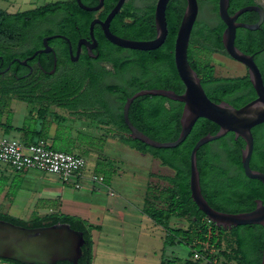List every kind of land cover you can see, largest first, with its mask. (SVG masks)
Returning a JSON list of instances; mask_svg holds the SVG:
<instances>
[{"label": "trees", "instance_id": "1", "mask_svg": "<svg viewBox=\"0 0 264 264\" xmlns=\"http://www.w3.org/2000/svg\"><path fill=\"white\" fill-rule=\"evenodd\" d=\"M81 1L88 5L94 0ZM114 1L105 0V11L101 15L110 9ZM172 1L179 5V8L174 12H171L169 7L166 9L168 32L164 42L155 49L128 48L127 51L133 56V60L110 58L112 63L110 69L98 65L95 60H89L86 68L83 66V62H70L71 72L51 81L46 89L40 88L38 85L25 87L13 77L8 78L7 75H0V129L3 134L9 133L11 130L22 131L23 136L21 137H24L22 141L25 143L46 137V114L50 112L53 117L62 118L59 113L50 109L51 105L65 108L73 113L85 112V115L93 121L113 125L118 138L144 153L149 152L158 158L162 165H166L174 171L172 175H161L167 181L168 186L160 188L154 195L155 198L163 200L164 204L162 206L151 204L149 207L143 208V212L164 229V244L183 243L190 247V256H193L194 252L199 253V256L194 260L205 259L206 264H216L217 262L218 264H261V254L264 249V225L250 223L224 229L210 221L190 197L189 153L191 147L201 135L207 132L215 133L219 128L217 123L205 117H198L184 140L174 147H155L128 135L129 128L122 113L126 97L141 87L170 88L179 93L184 89L173 61V42L183 4L180 3L181 0ZM249 2L252 0H241L234 5L231 2V9H229L232 11L237 5ZM216 8L215 6V10ZM249 12L251 10L247 11V13ZM52 15L58 17L56 31L65 34L74 43L79 34L87 33L93 13L81 8L76 0H53L14 12L0 8V68L5 66L14 55L21 56L29 51L21 49L18 52H13L12 49V46L21 42L25 27L34 20ZM126 15H130L129 12L121 9L112 17L110 27L116 34L135 39H146L153 35L154 28L150 29L142 17H134L131 22H125L123 17ZM245 16L246 13L241 14V18L244 19ZM256 16L254 14V19ZM200 22L202 24L193 27L191 32L190 43L192 45L188 44V61L197 71L200 82L211 100L216 102L226 100L234 106H240L255 96L247 74L241 77L215 75L214 66L209 59L213 51L225 53L221 42L223 23L218 20L209 26L202 20ZM263 28L264 24L256 29L240 27L237 29L234 41L238 48L255 55L264 79ZM97 30L96 35L98 36L99 33L104 42L113 48L122 49L121 46L108 41L101 34L99 28ZM57 42L66 44L61 38L51 40V43ZM131 63L138 68V74L124 77L120 82H103L105 75H116ZM89 88L98 89L96 100L89 99L87 96ZM238 88L242 91L240 94L230 95L231 90ZM104 91L115 94L118 103L115 109L109 108L102 99ZM11 98H18L30 103V116L24 118L21 126L11 124V111L8 107ZM181 110L182 102L178 100L163 95L142 94L131 101L128 118L150 137L169 140L178 135ZM4 114L5 117L2 119ZM102 114H107V118H99ZM36 117L42 119L39 128L34 126ZM251 131L253 148L249 164L252 168L264 172V121L254 125ZM243 146L242 137H235L232 131H228L217 139L203 143L196 151L202 194L208 203L216 209L232 212L243 211L254 207L255 198L264 201V184L257 178L246 176L243 172L241 166ZM14 182L8 188L10 189L12 186L13 193L19 186ZM149 189H151L150 186H147L146 190ZM144 201L147 199L145 198ZM172 216L186 218L187 226L171 227L169 221ZM0 219L31 227L66 222L70 227L82 231L86 240L81 246L82 253L76 264H91L92 262L91 231L99 229V224L58 210H51L29 220L0 211ZM220 257H222V261ZM0 259L15 264H27L8 258ZM55 264L70 263L67 260H58ZM185 264L195 263L186 259Z\"/></svg>", "mask_w": 264, "mask_h": 264}, {"label": "rangeland", "instance_id": "2", "mask_svg": "<svg viewBox=\"0 0 264 264\" xmlns=\"http://www.w3.org/2000/svg\"><path fill=\"white\" fill-rule=\"evenodd\" d=\"M49 1L53 0H0V8L14 12ZM258 1L264 5V0ZM208 7V4L203 3L198 18L209 23L217 19ZM189 45L191 46L192 43L189 42ZM194 49L196 50V47ZM209 59L214 66L215 75H236L244 71L241 64L223 52L213 51ZM108 67H110L109 64ZM114 81L116 79L112 76L103 79L105 83ZM86 94L89 99L96 100L98 89L89 88ZM113 98L115 97L106 91L102 94V99L112 106L109 108L115 109L118 103ZM22 101L18 98H11L9 102L12 123L22 121L21 116L18 121V109L28 107ZM50 109L65 117L67 125L64 126L65 133H62V137H80L79 141L95 152L90 151L89 153V150H84L81 146L74 147L75 152L86 158L87 164L94 172L103 174L104 180L93 182L86 179L82 181L81 187L76 188L70 182H62L54 173L31 168L32 170L24 176L23 189H21L23 191L18 190L16 194V191L12 192V186L8 189L6 197L9 195L13 197L15 194L17 196L14 201L13 198L10 199L12 204L8 206L6 200L0 199V211L29 220L40 216L39 212L31 211L32 205H29L30 194H33V191L54 194L57 197L64 196L65 209L72 205L89 209L92 212H88L89 216L98 220L94 224L100 225L99 229L91 231L93 240L91 264H185L186 259L192 260L195 264H206L205 259L194 260L195 258L189 255L190 247L183 243L164 244V229L143 213V208L146 206L164 204L163 200L155 198L154 195L160 188L168 186L167 181L161 175H172L173 169L162 165L160 160L149 152L144 153L122 141L115 135L116 129L111 124L106 125L93 121L85 115V112L73 113L55 105H51ZM3 116L5 117V114ZM107 116V114H102L99 118H107ZM51 118L55 119L52 115ZM46 128H48L47 125ZM4 135L19 136L15 132ZM2 167L11 169L9 173H15V176L11 178L9 184H6L5 177H0V195L3 193L4 186L9 187L14 182V177L16 179L14 184L21 183V177L16 175V172H13L15 170L8 164L0 162V168ZM147 186L151 189L146 190ZM110 189L113 190V194L109 193ZM145 198L147 201H144ZM45 201L40 200L34 205L47 208L49 203ZM50 204L56 205L57 201H52ZM169 224L171 227H186L188 220L174 216ZM0 264L15 263L0 259Z\"/></svg>", "mask_w": 264, "mask_h": 264}, {"label": "water", "instance_id": "3", "mask_svg": "<svg viewBox=\"0 0 264 264\" xmlns=\"http://www.w3.org/2000/svg\"><path fill=\"white\" fill-rule=\"evenodd\" d=\"M228 1L217 0V13L225 24L221 32V42L228 56L246 66L251 86L255 92L253 98L240 106H234L226 100L216 102L208 97L200 82V77L187 58L190 32L197 16L198 4L197 0H186L173 42V61L177 74L184 85L183 91L179 93L170 88L141 87L126 97L122 106L123 117L129 128L128 135L155 147L178 145L187 136L198 117H205L218 124L219 128L215 133L207 132L201 135L191 147L189 153V190L191 199L205 216L224 229H230L232 226L240 224L258 223L264 225V202L260 198L255 200V206L249 210L232 212L212 207L202 194L196 162V151L200 145L232 131L235 137L240 136L244 140V146L241 149L243 172L246 176L257 178L264 184V172L252 168L249 164L253 148L251 128L264 121V79L253 54L241 50L234 43L237 27L256 29L260 26L264 20V8L261 4L249 3L237 8L233 13H229ZM76 2L85 10H97L102 5L103 0H98L95 5L84 4L81 0H76ZM123 2L124 0H116L103 19L93 17L88 25L90 35H92L94 23L97 22L100 24L104 36L110 42L121 47L146 50L160 46L168 32L165 16L168 0H156L154 6L155 35L146 39L124 37L110 30L109 22L120 10ZM247 10L256 11L257 20L254 22L236 21L237 16ZM56 36L63 35L51 34L43 37V44L45 45L43 50L50 49L46 40ZM81 44L86 45L89 51L91 50L90 45H93L84 37L78 38L77 49L80 48ZM71 58L75 59V56ZM20 61L25 62V59ZM142 94L163 95L182 102L179 117L180 130L176 138L169 140L152 138L130 121L128 118L129 105L133 98ZM85 241L82 231L70 227L66 222L31 227L0 219V258H8L27 264H55L58 260H67L70 264H76L82 253L81 246ZM261 264H264V249L261 254Z\"/></svg>", "mask_w": 264, "mask_h": 264}, {"label": "flooded vegetation", "instance_id": "4", "mask_svg": "<svg viewBox=\"0 0 264 264\" xmlns=\"http://www.w3.org/2000/svg\"><path fill=\"white\" fill-rule=\"evenodd\" d=\"M239 1L241 2V0H229L228 1L227 9L229 13H233L237 8L245 4H249V3H258V4H261L264 8V5L260 1L252 0V2L237 5L236 8L231 11L230 10L231 2L233 3L232 5H234L235 3H238ZM97 2L98 0H94L91 4H88V5H95ZM115 2L116 0L113 2V5L115 4ZM155 2L156 0H124L120 10L122 9L123 11H127L129 12L130 15L124 16L123 20L125 22H131L134 19V17H138V16L142 17V20L147 22L146 25H148L150 29L154 28V33L149 38L154 37L155 35V24H154ZM180 3L183 4V10H182V13H183L185 5H186V0H181ZM203 3L208 4L209 6L208 8L210 9L211 12H213L216 15L217 20L215 21L212 20L213 22H209V23L207 21H202V22L210 26L216 21L221 20V18L219 17L217 13V8L215 10V6L217 7V0H197L198 11H197L196 19L192 25V29L193 27L197 25L199 26L200 24H202L200 22L201 20L198 18V14L200 13V9ZM167 7L170 8L171 12L172 11L174 12L176 9L179 8V5H177L172 0H168L166 4V8H165V16H166ZM110 9H108L104 15H101L105 11V0H103L102 5L97 10H89V11H92L93 13L91 19L93 17H98L100 19H103ZM247 11H244L241 13V14L246 13V16L244 17V19L241 18V14H239L236 18V21L254 22L257 20L258 14L256 11L251 10V12L249 13H247ZM254 14L257 15L255 19H254ZM58 22H59L58 17L56 15H52L44 19L34 20L31 24L26 26L21 42L17 45L12 46V49H13V52H18L21 49L23 50L27 49L29 51H27L25 54L21 56L14 55L5 66L0 68V75L2 76L7 75L8 78L13 77L25 87L38 85L40 88L46 89V87H48L51 81L58 78L59 76H62L63 74H66V73L69 74L71 72L70 62L72 63H75V62L82 63L83 62V66L86 68L88 67L87 62L89 60H93V61L95 60L98 65H101V66H104L110 69L112 68V63L110 61V58H121L122 60H126V61L130 59L133 60V56L128 53L127 47H122V49L113 48L110 44L104 42L103 39L100 38L99 33H98V36L96 35L95 32H98L97 28H99V31L104 36L99 23L97 22L94 23L93 28H92V35H90L89 30H88L87 33L84 35L79 34L75 42L73 43L65 34L56 31ZM110 23H111V20L109 22V28L112 32H114L110 27ZM262 24H264V20L260 24V27H262ZM224 26L225 24L223 23V28ZM239 28L240 27L236 28V33H237V29ZM192 29H191V32H192ZM191 32H190L189 42L191 40ZM114 33L116 34V32ZM51 34H61L63 36H56L53 38H48L46 42L50 46V49L43 50L45 47V45L43 44V37L51 35ZM262 34L264 35V28H263ZM80 37H84L86 38V40H89L90 44L93 43V45H90V49H91L90 51L88 50L87 46L84 44H81L80 48L77 49V40ZM55 38H61L63 41L66 42V44H63L61 42L51 43V40ZM235 39H236V34H235ZM70 49H71V53H70ZM34 52L35 54H33ZM32 54L33 56H31ZM225 55H227L226 52H225ZM74 56H75V59H72L71 57H74ZM253 56H254V60L256 61L254 54ZM23 59H25V62L20 61ZM237 63L242 65L244 69L243 72L236 74V75H219V76L241 77L247 74L246 66L239 61H237ZM15 64L17 65L14 66ZM108 64L110 65V67H108ZM134 74H138V68L133 63H131L125 69L121 70L120 73L116 75L108 74V75H105V77L112 76L113 78L116 79V81L114 82H120L122 78L132 77ZM149 76H150V73H149ZM241 92L242 91L239 88L233 89L231 90L230 95L233 96L234 94H240ZM109 94L115 97L113 99L116 100L115 94H112V93H109ZM104 101L106 102V105L109 104L108 101L106 100ZM108 107H112V106L109 104ZM256 199L257 198L254 199V202ZM262 202L264 201L262 200Z\"/></svg>", "mask_w": 264, "mask_h": 264}, {"label": "built area", "instance_id": "5", "mask_svg": "<svg viewBox=\"0 0 264 264\" xmlns=\"http://www.w3.org/2000/svg\"><path fill=\"white\" fill-rule=\"evenodd\" d=\"M0 162L8 164L15 171L31 168L54 173L62 182H70L75 187L82 185L83 179L103 182L101 173H86V159L81 154L48 146L44 139L25 143L16 138L0 134ZM113 194V190H109ZM199 256L193 253V258Z\"/></svg>", "mask_w": 264, "mask_h": 264}, {"label": "crops", "instance_id": "6", "mask_svg": "<svg viewBox=\"0 0 264 264\" xmlns=\"http://www.w3.org/2000/svg\"><path fill=\"white\" fill-rule=\"evenodd\" d=\"M24 105H27L25 107H19L18 109V113H19V116H18V121H20V116H21V120L19 123H12V125L14 126H21L23 124V121H24V118L25 117H29L30 114H29V110H30V103L23 100L22 101ZM61 108V107H60ZM9 110L11 111V107L9 106ZM69 111V110H68ZM57 112V111H56ZM59 113V112H57ZM60 114V113H59ZM51 115L49 112L48 114H46L45 116V119H46V125L48 128H46L47 130V135L46 137H40L42 139L45 140V142L48 144V146L52 147V148H56V149H61V150H66V151H70V152H75V148L77 146H81L83 147L84 150H89V153L91 151V148L88 147L87 145L81 143L79 140L80 137H62V133H65V128L64 126L67 125L65 123V117L62 116V118H51ZM36 116V115H35ZM50 116V117H49ZM2 119H4V116L2 117ZM41 118L39 117H36V128H39V126L41 125ZM2 132V130L0 129V133ZM10 132H15L17 135H19L18 137L14 136V137H10V138H16L20 141H22V139H24V137H21L23 136V132L22 131H16V130H11ZM9 132V133H10ZM75 135V133L73 134V136ZM80 142V143H79ZM75 147V148H74ZM77 153V152H75ZM91 153H95L93 151H91ZM80 154V153H78ZM82 155V154H81ZM96 155V154H95ZM83 156V155H82ZM95 157V156H94ZM86 159V158H85ZM88 161H86V173L90 172V171H93L91 169V166H89V164H87ZM5 168V169H4ZM32 169H28V170H23V171H13V172H16V175L20 176L21 177V183L18 184V188L16 190V194H17V191L18 190H21L23 189V179L25 178L24 176ZM9 171H11V169L7 168V167H2L0 168V177H5L6 179V184H9L11 182V178L13 176H15L14 174L15 173H9ZM56 175V174H55ZM57 176V175H56ZM58 177V176H57ZM18 179V177H16ZM15 180V177L14 179ZM86 179H83L82 181H85ZM72 184V183H71ZM81 187V186H80ZM9 187L7 186H4L3 187V193L0 195V199H3V200H6L7 201V204L8 206H10V203L12 204V202H10V199L13 198V201L15 200V198L17 197L16 194L12 197L11 195H9L8 197L7 196V190H8ZM78 188V187H76ZM23 191V190H21ZM6 197V198H5ZM21 197V195L19 196V198ZM64 199L65 197L64 196H60V197H57L55 196L54 194H45V193H42V192H38V191H33V194H30V206L32 205V209L31 211H37L39 212L38 214L40 215H43V214H46L48 213L49 211L53 210H58V211H61V212H65V213H70V214H76V215H79L81 216L82 218H85L87 219L88 221H92L91 223H94L95 221H98V220H95L94 218H91V216H89L88 212L92 213L91 211H89V209H82V208H78V207H75V206H68L66 209L64 208L63 206V203H64ZM42 201V200H46L48 202L46 203H49V206H47V208H39V207H36V204L34 205V203H39V201ZM57 201V204L56 205H53V204H50L52 203V201ZM43 213V214H42ZM144 213V212H143ZM145 214V213H144ZM146 215V214H145ZM147 216V215H146ZM148 217V216H147ZM174 217V216H172ZM171 217V218H172ZM149 218V217H148ZM170 218V219H171ZM170 222V221H169Z\"/></svg>", "mask_w": 264, "mask_h": 264}]
</instances>
